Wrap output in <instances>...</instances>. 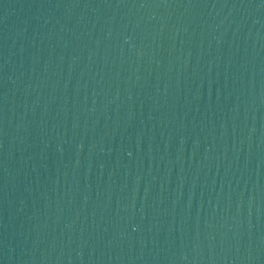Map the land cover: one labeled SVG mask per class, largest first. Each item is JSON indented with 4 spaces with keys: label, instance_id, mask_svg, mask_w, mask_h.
<instances>
[{
    "label": "water",
    "instance_id": "water-1",
    "mask_svg": "<svg viewBox=\"0 0 264 264\" xmlns=\"http://www.w3.org/2000/svg\"><path fill=\"white\" fill-rule=\"evenodd\" d=\"M0 264H264V0H0Z\"/></svg>",
    "mask_w": 264,
    "mask_h": 264
}]
</instances>
